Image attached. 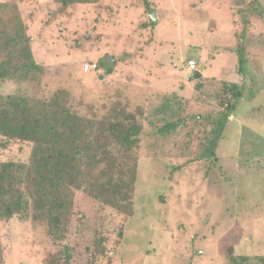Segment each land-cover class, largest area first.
Returning <instances> with one entry per match:
<instances>
[{"label": "rangeland", "instance_id": "1", "mask_svg": "<svg viewBox=\"0 0 264 264\" xmlns=\"http://www.w3.org/2000/svg\"><path fill=\"white\" fill-rule=\"evenodd\" d=\"M102 0L62 10L52 0H0L17 5L32 37L40 83L0 82V94L49 98L69 94L72 110L102 117L119 103L140 108L144 130L138 150L135 214L128 217L76 193L77 216L67 241L56 243L42 227L18 219L0 221V264H44L68 245L73 264H87L95 237L107 254L96 264H236L264 257V0L246 16L245 75L237 73L238 11L252 0ZM237 34V35H236ZM195 61L198 72L188 70ZM97 65L84 72L85 65ZM201 77L195 81L197 74ZM246 86L217 150L197 161L209 127L204 118L223 109V83ZM202 85L201 90L195 87ZM182 98L161 133L165 95ZM160 120V121H159ZM153 125H150V123ZM31 145L0 148V161L27 162Z\"/></svg>", "mask_w": 264, "mask_h": 264}, {"label": "trees", "instance_id": "2", "mask_svg": "<svg viewBox=\"0 0 264 264\" xmlns=\"http://www.w3.org/2000/svg\"><path fill=\"white\" fill-rule=\"evenodd\" d=\"M62 10L76 5H99L102 0H52ZM257 0L238 11L242 31L238 37L237 73L245 75L246 36L251 25L246 14ZM148 19L141 29L155 26L150 15L155 13L148 0H142ZM237 35V34H236ZM32 37L17 5L0 3V82L16 84L40 83L45 69L32 51ZM202 89L199 83L195 87ZM246 86L223 83L228 99H221L223 109L207 116L208 131L196 154L197 161L217 160L220 141L226 126L243 100ZM160 107L168 133L177 123L166 120L181 105L176 94L165 95ZM140 108L128 111L119 103L111 106L102 117L75 113L69 94L57 90L49 98L0 94V148L27 143L31 151L27 162L0 161V221L18 219L42 227L56 243L67 241L74 223L83 224L84 215L77 216L76 193L110 207L128 217L135 214L134 199L138 177V150L144 130ZM159 120V121H160ZM150 125H153L151 122ZM87 264L107 254L106 238L95 237L88 248ZM1 259V258H0ZM74 249L68 245L49 253L44 264H73ZM249 257H239L236 264H250ZM264 264V257L259 258Z\"/></svg>", "mask_w": 264, "mask_h": 264}, {"label": "built area", "instance_id": "3", "mask_svg": "<svg viewBox=\"0 0 264 264\" xmlns=\"http://www.w3.org/2000/svg\"><path fill=\"white\" fill-rule=\"evenodd\" d=\"M97 69V65H85L84 67V72H89L91 70H96ZM188 70L191 71V72H198V68H197V64L195 61H189L188 62Z\"/></svg>", "mask_w": 264, "mask_h": 264}, {"label": "water", "instance_id": "4", "mask_svg": "<svg viewBox=\"0 0 264 264\" xmlns=\"http://www.w3.org/2000/svg\"><path fill=\"white\" fill-rule=\"evenodd\" d=\"M155 20V15H153V21ZM201 77V74L197 73L192 79L197 81Z\"/></svg>", "mask_w": 264, "mask_h": 264}]
</instances>
